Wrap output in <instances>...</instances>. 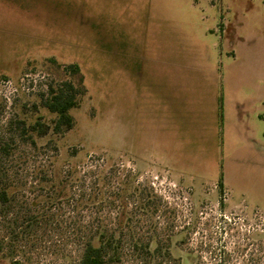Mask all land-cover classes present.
<instances>
[{
  "label": "rangeland",
  "instance_id": "374dc122",
  "mask_svg": "<svg viewBox=\"0 0 264 264\" xmlns=\"http://www.w3.org/2000/svg\"><path fill=\"white\" fill-rule=\"evenodd\" d=\"M69 65L85 92L54 159L50 129L32 127L53 119L49 86L78 87ZM91 160L161 200L136 229L156 223L169 254L125 250L120 264H264V0H0V178L13 191L0 264H78V243L50 227L15 240L9 227L50 210V161Z\"/></svg>",
  "mask_w": 264,
  "mask_h": 264
},
{
  "label": "trees",
  "instance_id": "16d2710c",
  "mask_svg": "<svg viewBox=\"0 0 264 264\" xmlns=\"http://www.w3.org/2000/svg\"><path fill=\"white\" fill-rule=\"evenodd\" d=\"M63 69L76 78L78 87L71 82L49 86L41 104L53 119L50 126L36 121L32 127L38 128L40 136L50 129V152L54 159L59 152L53 138L63 136L74 127L70 112L79 105L77 94L85 92L79 68L69 65ZM136 178L130 171L94 160L88 166H58L50 161V196L46 203L50 204V210L46 206L37 211L26 207L25 212H20L19 220H14L9 227L11 238L23 239L50 227V235H63L78 243V264H120L125 250H131L139 259L144 257V262L153 254L160 256L163 247L168 255V246L164 242H169L170 238L160 239L156 223H150L146 232H140L143 230L139 224L141 219L143 216L152 219L161 200L150 186L142 185ZM9 188V182L0 178V206L6 209L5 216L13 204V191ZM130 200L134 208H129ZM69 205L73 207V213L77 209L78 217L67 223L58 213Z\"/></svg>",
  "mask_w": 264,
  "mask_h": 264
}]
</instances>
